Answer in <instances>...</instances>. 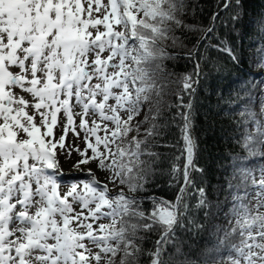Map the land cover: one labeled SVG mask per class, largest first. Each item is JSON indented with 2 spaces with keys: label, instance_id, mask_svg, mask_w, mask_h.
<instances>
[{
  "label": "snow or ice",
  "instance_id": "6c2138e0",
  "mask_svg": "<svg viewBox=\"0 0 264 264\" xmlns=\"http://www.w3.org/2000/svg\"><path fill=\"white\" fill-rule=\"evenodd\" d=\"M260 3L212 0L204 24L200 0H0V264H264ZM213 52L239 72L215 185L195 134Z\"/></svg>",
  "mask_w": 264,
  "mask_h": 264
},
{
  "label": "trees",
  "instance_id": "16d2710c",
  "mask_svg": "<svg viewBox=\"0 0 264 264\" xmlns=\"http://www.w3.org/2000/svg\"><path fill=\"white\" fill-rule=\"evenodd\" d=\"M205 7L203 17L197 19L207 24V17L210 13L212 0H200ZM250 9L258 10L262 7L260 0H248ZM251 37L245 36L243 41L239 39L237 44L247 48ZM213 59L220 66V71L212 70L208 77L201 79L200 89L197 96V116H196V135L200 141L202 152L198 163L207 171L208 180L213 185L217 183L219 172L217 169L221 163L227 164L229 155H234L238 149L234 147L229 140L235 127V120L239 117L231 107L220 101L221 92L227 98L229 96V85L235 81L239 75L238 69L232 65L228 57L224 54L212 53ZM248 71L254 69L244 66ZM192 70V64L186 61H180L175 71L177 73L189 72ZM236 87V85H233ZM102 179V177H100ZM160 195L165 194L162 190Z\"/></svg>",
  "mask_w": 264,
  "mask_h": 264
},
{
  "label": "rangeland",
  "instance_id": "374dc122",
  "mask_svg": "<svg viewBox=\"0 0 264 264\" xmlns=\"http://www.w3.org/2000/svg\"><path fill=\"white\" fill-rule=\"evenodd\" d=\"M74 160H75V156H73V159H70V160L63 162L64 173L66 174L67 178H69V179H72L74 177L81 175L80 173H76L72 168V164L74 163Z\"/></svg>",
  "mask_w": 264,
  "mask_h": 264
}]
</instances>
